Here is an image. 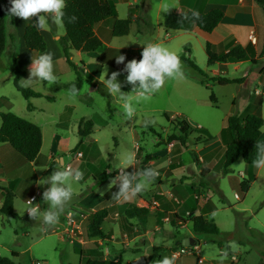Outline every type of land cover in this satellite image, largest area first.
Segmentation results:
<instances>
[{
	"label": "rangeland",
	"instance_id": "1",
	"mask_svg": "<svg viewBox=\"0 0 264 264\" xmlns=\"http://www.w3.org/2000/svg\"><path fill=\"white\" fill-rule=\"evenodd\" d=\"M116 1L118 0H115L113 5L121 16L124 7ZM145 1L143 0V5ZM154 1L157 6L159 0ZM153 16L157 17L156 11ZM144 18L146 22L153 23L146 15ZM156 20L154 18V23ZM107 25L109 24H103L96 29V34L104 42L103 47L96 52L97 56L94 52H83L82 55L81 52H72V61L76 63L77 70L82 68L80 60H83V64L89 66L87 68L90 73L101 82L91 80L85 72H80L83 85L75 103L68 100V89L77 81V76L64 59L54 63V67L61 72L56 83L22 81V86L51 96L53 101L45 97L31 101L24 99L13 85L11 69L5 65L7 53L0 62V97L13 105L10 112L35 123L44 133V152L38 161V174L41 177L37 184L33 174L19 183L17 204L20 210L23 212L30 207L26 205V200L40 205V211L48 208L42 196L50 185H41L39 182L49 177L55 167L60 166L61 161L56 159L51 171L44 173L43 158L47 146L61 150L58 157H65L66 161V164L64 161L62 164L82 172L81 179L73 182V196L66 203L55 226L42 225L33 218V221L25 217L19 221L0 219V255L10 258L16 264H89L90 261L155 264L162 256L175 257L174 254L179 249L168 250V247L172 246L171 241L177 225L172 226L171 220L167 219L171 218V215L167 212L168 209L178 208L182 201L180 198L176 199L168 190L158 187L159 182L164 181L168 185L178 183L184 192L192 195L190 198L194 201H198L200 196H205V199L209 194L208 199L214 210L211 218L220 229V234L197 235L203 256L213 258L221 252L220 246H223L227 256L225 261L232 259L228 254L230 250L241 258L239 264H259L261 259H264V209L260 210L264 199V170H258L253 165L239 160L232 165L231 172L224 175V158L221 157L220 150L226 142L223 129L227 116L242 117L251 113L264 120V85L260 83L263 81L259 77L253 78L252 81L242 78V71L236 73L234 70L236 64L228 66L226 75L211 74L206 53L193 39L189 42L192 47L189 57L198 70L180 61L182 77L166 78L163 86L147 99L136 102L134 97L136 113L128 119L122 104L104 89L103 71L107 68L109 77L112 72H121L118 80L123 87L127 75L123 72L125 65L141 56L143 47L151 39L138 40L134 29L128 37L114 38L111 26L107 31ZM62 34H66L64 27ZM46 38L48 39L49 35H46ZM48 42L49 52L53 57L59 55V44H56V49L50 39ZM114 44L123 48L120 50ZM137 48L140 51L134 52L133 49ZM177 48L179 50V46ZM119 50L120 54L126 57L124 64L116 63L115 57L119 55ZM175 54L178 56L179 53ZM261 63L264 62L256 61L258 68ZM200 72L205 73L206 77ZM218 76L242 82L222 86L212 80ZM29 78L30 72L26 79ZM255 93L259 95L255 98L256 101L252 99L256 107L250 111L248 103H244L242 99L254 97ZM5 100L1 103H7ZM29 102L38 107L37 112L28 111ZM7 112V107L2 105L0 114ZM88 120L94 123L95 128L92 127V133L85 139V143L79 144V125ZM180 121H186L190 125L184 146L179 142H168L171 135H180ZM55 122L62 123V127L67 125L60 128L59 137H52L55 130L52 123ZM205 130L214 136L218 146L215 154L210 153L202 157V144L209 141ZM262 132L264 134V127ZM124 151L135 153V164L131 166L129 173L139 171L147 159H152L148 161L147 166L155 169L157 175L146 191L129 201L117 202L112 197L118 193L119 186L109 189L112 179H109L105 186L97 189L94 187L104 174L110 173L114 178L120 174L115 155ZM15 153L24 160L18 152ZM76 153H82V157L76 159ZM212 167L214 169L210 177L209 173L202 176L203 171ZM110 169H114L113 172ZM248 178L253 182L249 192L243 194L241 183ZM201 186L206 188L201 190ZM34 187H37L40 193L36 199L31 197ZM238 195L240 199L237 198ZM183 204L180 215L187 221L191 218L185 214L187 206L191 209L193 204L191 199ZM132 207L148 208L149 213L145 217L129 219L126 210ZM101 209L107 211V217L102 224L107 239L91 238L88 235L89 224L93 214ZM30 224L34 226L30 227ZM180 248H183L185 253L175 257L177 260L181 259L179 264H197V259L188 254L192 252L189 247ZM154 249L164 251L159 253L154 252ZM12 251L18 252L19 256L13 258Z\"/></svg>",
	"mask_w": 264,
	"mask_h": 264
},
{
	"label": "crops",
	"instance_id": "2",
	"mask_svg": "<svg viewBox=\"0 0 264 264\" xmlns=\"http://www.w3.org/2000/svg\"><path fill=\"white\" fill-rule=\"evenodd\" d=\"M111 1L114 2L115 0H111ZM116 3L121 4L124 7V10L122 11L123 14L120 16L119 12H117L116 10V14L113 18L105 21L104 23L99 24L97 27L108 23L109 25H107L106 27L107 31L110 26H111V31H112V25L116 19H126L129 16H132L135 20L139 18L143 32L139 33L137 23L133 22V24L131 25L129 34L123 37L130 36L134 29L136 38H138V40L141 41L143 38H150L151 43H160L161 45L166 46L170 51L174 53H179L178 56L184 55L188 58H190L189 55L192 52V47L189 42L192 41L193 39L195 40L194 43H196L199 46V48L203 50L204 52L206 49V44L210 43L211 50L217 54L227 53L233 47L240 45L246 51V54H247L246 61L234 62V63L228 62L225 64L217 63L212 66H209L210 73L215 74V75H218V74L226 75L228 73V70H227L228 66L230 64H236L234 67V70L236 71V73L242 71V78H247L250 81H252L253 78L259 77L263 81V82H260L261 85H264V63H261L262 64L261 67L258 68V66L256 65V62L255 63L252 62V61L264 62V55H263L264 12L262 8L258 5L257 0H159L157 3V6L154 0L153 1L146 0L144 5L142 4L143 0H118L116 1ZM0 4L3 7L4 11L9 13L8 10L11 7L10 0H0ZM170 9L175 10L176 12H180V13L188 12V11H192V12L197 11L198 13H207L213 9H221L224 12V18L221 21V23L211 33L203 32L200 29H198L196 26L192 24H188V23H185L180 30L173 31V30H168L164 27L165 14ZM155 11L157 13V17L153 16ZM38 15H43V14L39 13ZM145 15L147 16V18H150L151 20H153L152 24L146 22L147 20L146 18H144ZM154 18L157 19L155 23H154ZM161 19H163V21ZM34 22H36L35 16L32 17V20H28V21H25L24 19L19 18V17L9 16L6 18L5 25H6V37H7L6 44L7 46H6L4 53L0 57V62L2 58L4 57V55L7 53V60H6L5 65L6 67L10 68L13 55L14 53H17L18 66L21 70L25 72V77L21 80V85H22V81L25 80L27 78V75L29 74V67L32 62V56H33V53L36 52L33 50H29L25 46V41H24V32H25L26 26H28L29 24H34ZM54 29L56 33L57 29L55 26H54ZM39 31L43 35L46 41V44H47V49L45 52H49L48 39L52 41V43L54 44V47L57 49L56 44L58 45V43H57V40L53 39L55 34L51 32V28H49L48 30H39ZM46 35H49L48 39L46 38ZM12 36L14 37V40L12 39ZM61 37L66 38V34L64 35L62 34ZM123 37H114V38H123ZM99 38L103 42V39L101 37ZM177 46H179V50ZM133 50L134 52L140 51V49L138 48L136 50L135 49ZM96 52H99V50ZM96 52H94L95 56L98 55V53ZM58 53L59 55H56L53 57L54 63L55 61L59 63L62 59L65 60V57L62 53L61 48H60V51H58ZM82 53L83 52H81L80 55H82ZM34 54L39 55L40 52H36ZM80 61L82 62V66H81L82 68L79 69L80 72H85L91 80H98V82H100L99 79L95 75L90 73L89 68H87L89 66H87L86 64H83L84 63L83 60H80ZM220 67L222 69L219 70L218 68ZM54 74L59 78L61 72L54 67ZM13 79H14V74H13ZM43 82L47 83L45 81ZM256 90L258 91L259 89L256 87ZM38 93H41L43 97L45 98L51 97L42 92H38ZM257 96L259 95L255 93L254 97L250 96L249 98L245 97L242 99L244 103H248L247 107L251 109L250 111H252V109L256 107V103H253L252 99L256 101L255 98H257ZM33 99L34 98H30L27 101H31ZM2 100H5V99L0 97V107L2 105L6 106L8 109L7 113H12L10 112V110L12 109L13 105L7 100H5L7 101V103H1ZM29 103L32 104L33 110H28V111L37 112L38 107H36L31 102ZM43 111L44 110L42 109V112ZM245 116H242L240 118H244ZM0 120H1V117H0ZM52 124L55 125V130H54V133L52 134V137L53 135H55L56 137H59V133H61L60 128L67 127V125L62 127L61 126L62 123L60 122L59 123L55 122ZM1 125H2V120L0 122V128H1ZM94 128L95 126L93 123V129ZM223 130H225V128ZM207 132L209 133V131ZM209 135L212 138L214 137L210 133ZM42 137H43V141H42L41 150L39 152V155L33 162H28L25 159H24L25 161L23 159H20L15 153L17 151L9 143H0V209L2 208L4 201H5V195L3 194L2 189H6L13 195V209L20 216L19 219L15 220V219L8 218L0 213V219L3 221L5 219L19 221V220H23L22 219L23 217H25L27 220L33 221V219L26 212V210L22 212L19 208V205L17 204L18 185L19 183H22L28 175H32V174L35 178L34 181L36 184L40 180L41 176L38 174V169L40 166H38V161H39V158L43 156V152H44L43 130H42ZM217 142L218 141L213 140L210 143L202 144L203 145V147L201 148V152H202L201 154L203 155L202 157H205L206 155H209L210 153L211 155L215 154L216 148L218 146ZM259 144L260 145L264 144L263 132L261 134V137L259 138ZM198 147L199 146H196V148ZM225 149H226V146L223 145L220 150L221 157L223 158L225 154ZM45 150H46V155L43 158V161L45 160L44 173L51 171V169L55 165L56 159H59L60 161L62 160L66 164L65 157L64 158L58 157V154L61 152L60 149L57 150L56 148H53L51 145H49L47 146ZM199 158L200 160H203L201 157ZM239 160H242V159H239ZM213 169L214 167L207 169L210 171L208 172L209 177ZM113 170L114 169H111V172H113ZM128 171H131V167L128 168L127 172ZM108 174L110 175V173ZM108 174H104V175H108ZM110 176L111 177H109L108 179L106 178L107 180L105 183H103L100 186L98 185L95 186L94 189H97L98 187L100 188L101 186H105L104 184L109 183L108 180L114 178V175H110ZM245 180L248 181L250 179L248 178ZM252 182L253 181L251 180L249 190H250ZM158 187L168 190L169 192H171V195L176 196V199L180 198L182 201L181 205L178 206L179 210L178 208L175 207V209L174 208L168 209L169 212H167L171 216L174 214L177 215V219H174L173 221L171 220V218H167L171 220V224L173 227L177 225L175 228V235L172 237L173 239L171 241L172 246L168 247V250L171 248L173 250L180 249V246L186 247V248L189 247L188 249H190V251L192 252H189L188 254L194 256L197 259V264H239L241 262V258H239L233 251H230V250L228 251V254L232 259L231 261H225L224 259H226L227 256L224 254L223 246H220L221 252H219L217 256L213 258H208L206 256H203L200 242L197 239V234L193 233L192 223L189 220L190 218L186 221L185 217L184 216L181 217L180 215V212H181L180 209H182L183 202H186L188 199H191L193 206H191V209L190 207L187 206L188 209L186 210V213H185L186 216H191V218L196 217V216H203L205 219L211 222H214L213 219L211 218L214 213V210L208 199L209 194L207 198L205 199H204L205 196L204 197L200 196L198 201H194L192 200V198H190L192 195L184 192V190L181 188V185H178V183H175V185L173 184L168 185L164 181H161L159 182ZM205 188H206L205 186H201V190H204ZM39 194L40 193L37 187H34L33 194L31 197L36 199L39 196ZM237 198L240 199L239 195L237 196ZM28 201L29 200H26V205L30 206V204H27ZM140 208H143V207H140ZM263 209H264V206L260 208V210H263ZM195 212H197L198 214H195ZM133 219H137V218H133ZM29 226L33 227L34 225L30 224ZM0 233H1V230H0ZM180 260L175 259L174 264H179Z\"/></svg>",
	"mask_w": 264,
	"mask_h": 264
},
{
	"label": "trees",
	"instance_id": "3",
	"mask_svg": "<svg viewBox=\"0 0 264 264\" xmlns=\"http://www.w3.org/2000/svg\"><path fill=\"white\" fill-rule=\"evenodd\" d=\"M258 5L264 12V0H257ZM43 15H49L42 13ZM116 14L115 7L111 0H66L65 18H64V30L66 38L60 37L57 41L62 53L65 57L67 64L73 69L77 76V81L74 83L77 89L81 90L83 81L81 79V73L77 70L76 63L72 61V51L78 52H96L103 47L102 40L96 34V27L104 23L105 21L113 18ZM192 11L188 12H176L175 10H168L164 18V27L168 30H180L185 23L196 26L203 32L211 33L223 20L224 12L221 9H213L207 13H199V18L192 17ZM76 17V20L69 22L70 17ZM9 17V13L5 12L0 4V57L6 49V18ZM187 17V18H185ZM133 22L137 23L138 32L142 33V27L140 19L136 20L129 16L126 19H116L112 25L111 34L113 37L127 36L130 32ZM51 32L55 34L54 26L50 27ZM14 40V37L12 36ZM25 46L29 50L36 52H45L47 49L46 41L34 24H29L25 28L24 32ZM206 56L207 65L212 66L217 63L228 62H242L247 60V54L245 49L237 45L233 47L229 52L224 54H217L211 50L210 43L206 44ZM263 52H264V38H263ZM180 61H183L187 66L198 70L195 63L188 57L182 55L178 56ZM142 59V56L136 58V60ZM256 62V61H252ZM11 72L14 74L13 85L15 89L23 96L24 99L41 98L43 95L34 91L31 88H27L21 85V80L25 77V72L21 70L17 63V53H14L12 63L10 66ZM200 74L206 77L205 73ZM214 82L219 85L236 84L241 80H232L226 77H213ZM132 89V85L124 83L122 90L129 92ZM49 101H53L52 97H46ZM211 97V101H212ZM28 110H33L32 104L28 103ZM2 125L0 128V143H9L26 161L33 162L42 147V130L41 128L13 113H6L0 115ZM168 120V116L165 115ZM226 137V149L224 154V162L222 172L224 175L230 173L231 166L242 159L247 165H253V161L258 155L259 138L262 134V127L264 126V120L262 117L256 114H248L244 118H240L237 115H229L224 122ZM93 123L88 120L84 124L82 122L79 125L78 134L80 136L79 144L83 143L85 139L92 133ZM180 135H171L168 138V142H179L182 146L185 145L190 130V125L186 121H180L178 123ZM205 132H207L205 130ZM209 135V133L207 132ZM209 141L213 139L210 135ZM147 159L142 165L140 170L150 168L147 166ZM210 172L205 170L202 172V176H206ZM111 177L110 175H104L98 182V186L106 182ZM107 178V179H106ZM251 180H244L241 183V191L246 194L249 190ZM5 195V201L0 209V213L11 219H19L20 216L13 209V195L6 189H2ZM264 206V199L261 203V207ZM149 213L148 208L132 207L126 210V216L128 218H140L145 217ZM107 217L106 209H101L93 214L91 223L88 227V235L91 238L107 239V234L102 229V224ZM177 219V215H172L171 220ZM192 223L193 233L197 235H215L220 234L218 226L203 216H196L189 219ZM163 252V249H154V252ZM11 256L16 258L19 256L18 252L12 251ZM0 264H16L10 258L0 255ZM89 264H120L119 261H90ZM259 264H264V259H261Z\"/></svg>",
	"mask_w": 264,
	"mask_h": 264
},
{
	"label": "clouds",
	"instance_id": "4",
	"mask_svg": "<svg viewBox=\"0 0 264 264\" xmlns=\"http://www.w3.org/2000/svg\"><path fill=\"white\" fill-rule=\"evenodd\" d=\"M10 4L11 7L8 10L10 17H19L28 21L35 16L34 26L37 29L48 30L55 26L57 31L53 39L57 41L60 39L64 27L66 0H10ZM39 13L49 15H38ZM191 15L194 18H199L197 11H193ZM75 20V16L69 18V22ZM114 46L119 47L120 50L123 48L117 44ZM120 50L119 55L115 57L116 63L124 64L126 57L120 54ZM141 56L142 59L139 61L132 59L127 62L123 69V72L127 73L126 83L132 85L129 92L122 91V85L118 80L121 72H112L109 77L107 68L103 71L104 89L122 104L124 114L128 119H131L136 113L134 97L136 102L140 99H147L148 96L163 86L166 78L182 77L183 75L178 56L160 43L150 42L146 44ZM29 72L30 78L23 81L29 83L45 81L50 84L58 81V77L54 74L53 54L51 52H42L39 55L33 53ZM78 96L79 90L75 84H72L68 89V100L75 103ZM115 156L120 174L111 180L109 189L118 185L119 191L113 195L112 199L117 202L129 201L150 187L157 172L152 168L131 173L124 171L135 164L133 151H124ZM253 165L258 170H264V144L258 146V155L253 161ZM81 177L82 172L80 170L71 169L61 163L59 167H55L49 177L39 182L41 185H50L42 196L43 200L47 202L48 208L45 211H40V206L29 200L30 207L26 209V212L42 225L55 226L59 222L66 203L73 196V182L79 181ZM174 262L175 257L165 256L155 261V264H174Z\"/></svg>",
	"mask_w": 264,
	"mask_h": 264
},
{
	"label": "built area",
	"instance_id": "5",
	"mask_svg": "<svg viewBox=\"0 0 264 264\" xmlns=\"http://www.w3.org/2000/svg\"><path fill=\"white\" fill-rule=\"evenodd\" d=\"M81 157H82V153H76L75 154V158L76 159H80ZM27 204H30V202L28 201ZM184 253H185V250L183 248H180L178 250V252L174 254V256L178 257V256H180L181 254H184Z\"/></svg>",
	"mask_w": 264,
	"mask_h": 264
},
{
	"label": "water",
	"instance_id": "6",
	"mask_svg": "<svg viewBox=\"0 0 264 264\" xmlns=\"http://www.w3.org/2000/svg\"><path fill=\"white\" fill-rule=\"evenodd\" d=\"M61 163H63V161L61 160Z\"/></svg>",
	"mask_w": 264,
	"mask_h": 264
}]
</instances>
